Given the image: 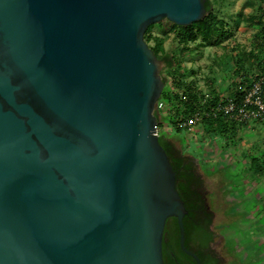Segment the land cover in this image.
<instances>
[{
  "label": "water",
  "instance_id": "water-1",
  "mask_svg": "<svg viewBox=\"0 0 264 264\" xmlns=\"http://www.w3.org/2000/svg\"><path fill=\"white\" fill-rule=\"evenodd\" d=\"M204 0H0V264H164L187 213L156 132L145 41Z\"/></svg>",
  "mask_w": 264,
  "mask_h": 264
},
{
  "label": "rangeland",
  "instance_id": "rangeland-1",
  "mask_svg": "<svg viewBox=\"0 0 264 264\" xmlns=\"http://www.w3.org/2000/svg\"><path fill=\"white\" fill-rule=\"evenodd\" d=\"M210 1L224 22L223 38L209 43L198 35L183 45L167 19L148 31L149 47L163 39L158 58L172 56L179 67L177 73L160 71L174 107L171 112L160 108L158 135L168 137L186 157L194 156L209 216V245L219 264H264V122H231L222 135L204 123L186 132L174 122L190 110L174 98L181 91L175 84L179 78L182 88L198 98L216 100L238 96L239 85L249 84L264 69V0Z\"/></svg>",
  "mask_w": 264,
  "mask_h": 264
},
{
  "label": "trees",
  "instance_id": "trees-1",
  "mask_svg": "<svg viewBox=\"0 0 264 264\" xmlns=\"http://www.w3.org/2000/svg\"><path fill=\"white\" fill-rule=\"evenodd\" d=\"M204 6L206 13L205 15L198 21H195L187 26L176 25L174 23H170L171 29L176 32V38L179 43L186 45L189 41H195L198 38V35L203 37L204 41L212 42V39L215 37L216 39L223 38L225 36L224 30V22L220 19L215 12L212 10V5L210 0H204ZM262 12H264L262 10ZM152 25H149L145 31L144 38L148 39V31ZM162 42L163 39H159L152 50L158 57V52L162 50ZM251 55V54H250ZM165 69L169 74L173 72H179L178 64L172 56H164ZM164 82V88L162 90L159 101L163 103V107H169V111H172L174 107L171 103V98L169 97V87L167 86V77H162ZM176 88L181 90L179 93H174V98L177 99V102H180L181 105H186L190 110H194L198 103V97L194 92L187 91V89H183L182 85L184 81L182 78L177 80ZM182 88V89H180ZM179 94V95H178ZM186 95L188 97L187 101H183L182 97ZM160 110V109H159ZM159 110L155 112L158 126L161 125V121L158 120ZM170 120L173 118L170 116ZM176 122V120L174 121ZM203 123L209 128H217L220 130V135L226 134L230 131L229 125H231L229 121H226L224 118H216L204 119ZM232 130V129H231ZM228 140L233 141L232 138H228ZM159 141L163 148L165 149L171 165L176 173V189L184 201L185 208L187 213L183 218L184 229H185V244L189 245V241L187 237L189 232L192 231V222L196 220L202 215V220L205 221L206 226L209 225V216L207 214V207L205 203V197L202 192V178L198 171L197 165L193 161L194 156L186 157L184 153L180 149L176 147V145L165 136H159ZM228 142V141H227ZM228 145V143H225ZM254 162H257L256 159H252ZM200 165V161H199ZM197 216L194 217V215ZM196 228L200 229V226ZM179 232L178 225L176 219L174 217L168 218L167 223L164 230L163 241H162V253L168 254L170 250L174 248L179 249Z\"/></svg>",
  "mask_w": 264,
  "mask_h": 264
},
{
  "label": "built area",
  "instance_id": "built-area-1",
  "mask_svg": "<svg viewBox=\"0 0 264 264\" xmlns=\"http://www.w3.org/2000/svg\"><path fill=\"white\" fill-rule=\"evenodd\" d=\"M239 94L236 97H227L209 100L206 96L198 99L194 110L185 111L177 117V128L193 132L203 123L205 117L210 119L224 118L226 121L249 124L264 122V69L247 85H239ZM187 101L186 95L181 96ZM163 107L158 100L157 110ZM156 132H159L157 123Z\"/></svg>",
  "mask_w": 264,
  "mask_h": 264
},
{
  "label": "flooded vegetation",
  "instance_id": "flooded-vegetation-1",
  "mask_svg": "<svg viewBox=\"0 0 264 264\" xmlns=\"http://www.w3.org/2000/svg\"><path fill=\"white\" fill-rule=\"evenodd\" d=\"M195 216H197V214H195L194 217ZM197 226H200V229L196 228ZM192 227L193 229L191 233L189 232L187 237L191 246L185 244L186 248L197 254L202 264H219L214 251L209 245V229L205 221L202 220V215L196 220H193ZM190 239L196 245L195 247L191 244ZM162 257L164 264H197L195 259L184 252L180 247L179 249L174 248L170 250L168 254L164 255L162 253Z\"/></svg>",
  "mask_w": 264,
  "mask_h": 264
}]
</instances>
